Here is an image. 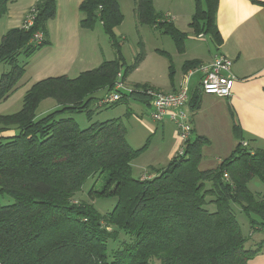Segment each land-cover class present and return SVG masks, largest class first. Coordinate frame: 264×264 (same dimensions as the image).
I'll return each instance as SVG.
<instances>
[{
	"label": "trees",
	"instance_id": "16d2710c",
	"mask_svg": "<svg viewBox=\"0 0 264 264\" xmlns=\"http://www.w3.org/2000/svg\"><path fill=\"white\" fill-rule=\"evenodd\" d=\"M9 1L0 0V17ZM217 5L218 0H195L188 27L193 35L219 44ZM32 9L30 25L9 28L0 38V63L8 65L0 75V102L16 89L30 57L49 43L47 22L55 16L56 1L37 0ZM79 12L82 28L101 24L115 56L75 77L38 80L25 91L17 111L0 113V195L13 198L0 206V264H249L263 251L264 239L245 246L249 236L243 234L232 203L248 217L252 231L264 228V196L247 186L252 178L264 182V149L250 150L249 139L234 124L237 144L232 152L216 167L201 169V149L208 139L191 130L180 154L163 167H150L146 178L134 177L132 162L140 149L128 144L119 117L81 128L71 115L90 117L92 106L113 105L127 95L148 104L138 89L146 85L121 91L116 102L99 104L119 72L123 82L137 68L144 51L125 63L114 33L123 20L119 0H82ZM133 12L138 24L168 35L176 50L184 51L188 33L156 11L153 0H133ZM37 31L42 33L39 42L32 41ZM200 64L186 60L182 70ZM199 78L189 90L191 111L199 106ZM48 98L57 106L36 116L38 104ZM88 179L91 200H77ZM97 179H102L100 188ZM96 197L116 201L100 212L90 202Z\"/></svg>",
	"mask_w": 264,
	"mask_h": 264
},
{
	"label": "crops",
	"instance_id": "0c3cea01",
	"mask_svg": "<svg viewBox=\"0 0 264 264\" xmlns=\"http://www.w3.org/2000/svg\"><path fill=\"white\" fill-rule=\"evenodd\" d=\"M36 1L11 0L8 2L5 14L0 17L2 25L0 38L7 29L21 25L25 12ZM55 1V16L47 22L49 43L30 57L16 89L0 102V113H3L7 106L20 102L25 91L34 82L50 76L75 77L81 71L96 67L105 59L98 57L96 45L92 47L84 44L83 36L86 29L79 24L81 19L79 4L82 0ZM258 1L261 3L252 0H218L216 27L221 36V43L216 44L212 41L210 46L201 47L198 41L205 36L199 37L192 33H188L185 40L184 51L181 52L183 55L188 49L187 40H195L198 44L192 46V51L188 58L183 59V62L193 59L199 60L201 64H207L215 53H222L232 60L231 71L235 76L229 96L220 97L202 92L199 93V106L194 111L187 108L190 112L192 135H201L208 139L201 149L202 158L199 164L201 169L216 167L221 159L232 152L237 144L233 132L234 124H237L243 136L249 139L250 150L264 149V0ZM169 19L174 20V18ZM84 48L86 50L88 48L87 52ZM7 70L8 65L0 63V75ZM186 72L182 70L180 81L168 91L177 89L183 83ZM198 77V73L190 76L189 90L194 89ZM103 94L102 91L98 93L99 96ZM46 100L38 104L39 107L40 104L48 102V107L46 105L42 110L43 113L57 106L55 102L50 103ZM157 122H160L162 126V133L166 127L170 129L171 143L167 147V155L170 159L180 144L174 129L175 125L166 118ZM209 150H212L214 161V164L210 165L205 161ZM247 186L252 192L264 196V182L252 178ZM263 229L261 226H257L254 231L250 229L248 236L252 237L258 231L263 233ZM263 239L264 234H261L260 238L253 240L252 246ZM248 263L264 264V248L262 252L249 259Z\"/></svg>",
	"mask_w": 264,
	"mask_h": 264
},
{
	"label": "rangeland",
	"instance_id": "374dc122",
	"mask_svg": "<svg viewBox=\"0 0 264 264\" xmlns=\"http://www.w3.org/2000/svg\"><path fill=\"white\" fill-rule=\"evenodd\" d=\"M194 1L195 0H155L153 5L156 11L160 12L166 18H174L173 23L176 27L190 33L188 23L193 12ZM119 4L123 14V20L120 25L114 28V33L120 41V50L125 63L127 65L132 63L135 55L141 48L144 51V57L139 62L137 68L124 77L123 89L131 88L133 90L135 86L146 85L149 87L138 88L140 92L144 90L168 91L170 87L172 88L173 85L175 86V84L180 81L183 59L190 54L192 46H196V44L200 43L201 47H208L212 43V39L209 36H205L202 40H199L198 43L195 40H187L186 44L188 45V49L186 54L183 55L176 50L172 39L168 35L161 33L159 30L149 25L138 24L133 12V0H119ZM31 9L32 6L25 12L20 26H24L27 14ZM1 27L0 20V28ZM93 28V30H85L83 36L84 44H89L92 47L96 45L98 57L100 58H114L115 51L110 45L109 39L104 33L101 24L96 23ZM90 46L88 47L89 50L91 49ZM87 50L85 49L86 52ZM19 59H22V57H19ZM71 76H74V74H71ZM46 101L50 103L52 101L54 103V100L50 98ZM20 102L7 106L2 112L12 113L17 111L21 106ZM46 105L48 107V102L40 104L36 110V116H40V114L43 113L42 110ZM91 108L92 112L90 117L84 112L74 113L71 116L79 123L81 128L88 126L93 121H103L119 117L125 126L128 144L133 149H140L132 162V175L134 177L140 175V177L146 178L149 175L148 170L150 167H163L168 163L170 159L167 155V147L171 143L170 129L166 127L162 133L160 122L151 119V106L146 104L143 98L127 95L113 105L101 107L92 106ZM51 110L52 109H50V111ZM174 129L176 130L175 126ZM180 148L181 145H178L175 153H178ZM209 151L210 152H208V155L205 157V161L210 165L214 164V161L212 150ZM209 153L211 155H209ZM91 185L92 181L88 179L75 198L77 200H91V198L87 196V191ZM101 185L102 179H97L95 182L96 188H100ZM115 201L116 199L114 197H96L90 202H92L100 212H105L114 206ZM12 202L13 198L10 195H0V206ZM232 206L243 234L248 236L251 232L248 217L239 209L237 204L232 203ZM206 207L211 211L214 210L213 204H208ZM252 217L258 221L260 220L257 215H253ZM261 234H264V229L263 233L258 231L255 232L252 237L249 236V240L245 243V246H252L253 244L251 243L253 240H255V238H260ZM120 238L124 239L125 236L121 235Z\"/></svg>",
	"mask_w": 264,
	"mask_h": 264
},
{
	"label": "built area",
	"instance_id": "2783aa9c",
	"mask_svg": "<svg viewBox=\"0 0 264 264\" xmlns=\"http://www.w3.org/2000/svg\"><path fill=\"white\" fill-rule=\"evenodd\" d=\"M33 9L27 14L24 26L31 24L33 19ZM201 35H199L200 37ZM42 39V33L37 31L33 34L32 41L39 42ZM232 60L222 53H215L211 61L207 64H200L195 68L189 69L183 79V83L176 91L147 90L141 91L149 100L151 106L150 117L154 121L168 119L173 122L179 139V154L182 152V143L191 135L190 112L187 110L189 100L188 80L191 75L198 73L200 75L199 85L203 93L212 94L220 97H227L231 94L235 76L231 71ZM113 89L100 100L99 104H109L118 101L121 98L123 82L120 80V72L117 75ZM245 144V142H243ZM224 177H227L224 174Z\"/></svg>",
	"mask_w": 264,
	"mask_h": 264
}]
</instances>
